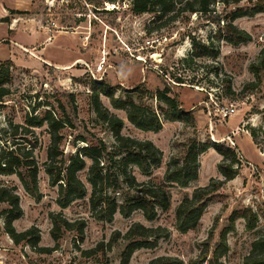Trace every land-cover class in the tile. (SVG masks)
<instances>
[{
    "label": "rangeland",
    "instance_id": "rangeland-1",
    "mask_svg": "<svg viewBox=\"0 0 264 264\" xmlns=\"http://www.w3.org/2000/svg\"><path fill=\"white\" fill-rule=\"evenodd\" d=\"M192 1L181 0L167 14L157 8V13L136 15L133 0H0V63H11L3 71L9 77L5 85L9 94L0 99V155L10 148L31 150L42 197L37 201L27 194L16 173L0 175V187L15 188L19 195L23 216L14 222L16 231L36 227L41 236L38 247L48 249L40 252L26 243L16 245L5 232L4 213L9 207L0 204V264H121L124 242H115L113 237L125 235L135 224L166 228L170 236L153 249L135 252L131 264H149L158 258L191 264L200 259L206 245L215 249L234 211L250 207L259 216L257 228L249 232L244 220L237 221L223 258L225 264H244L253 242L264 236V76L260 81L250 69L264 51V13L234 18L238 7L251 6L246 0L238 6L234 0H228L229 4L216 0L208 15L181 11ZM230 23L251 41L234 46L217 40L216 33L222 30L224 34ZM194 42H212L218 54L191 62ZM102 83L115 88V96L122 101L131 97L160 116L159 133L141 131L128 121L125 111L116 110L101 96L103 107L124 122L122 136L150 141L163 153L160 167L150 176L130 168L139 183L162 185L171 160L183 158L192 141L211 146L199 157L197 181L187 188L167 185L170 210H158L153 222L140 211L130 218L117 213L111 223L96 220L88 169L79 174L86 197L62 209L58 189L51 187L45 172L49 127L31 128V133L21 128L27 127V116L44 118L49 110L62 118L63 103L74 123V128L63 131L66 155L87 146L76 141L81 136L102 140L111 150L116 140L92 101L93 86ZM166 89L191 117L185 116L183 122L163 118L161 110L167 107L154 95ZM69 95L74 97L75 113L68 104ZM220 104L234 106L236 114L222 121L214 115ZM217 144L234 149L240 161L239 175L232 181L226 182L218 170L223 158L212 148ZM87 162L90 167L92 162ZM211 180L226 183L206 209L199 228L181 234L176 228L178 207ZM118 200L121 203L120 196ZM57 214L74 225L85 223L83 239L72 230L54 240L51 216Z\"/></svg>",
    "mask_w": 264,
    "mask_h": 264
},
{
    "label": "trees",
    "instance_id": "trees-1",
    "mask_svg": "<svg viewBox=\"0 0 264 264\" xmlns=\"http://www.w3.org/2000/svg\"><path fill=\"white\" fill-rule=\"evenodd\" d=\"M215 1L193 0L185 3L184 9L181 11L208 15L211 13L210 6ZM234 1L235 6L240 4V0ZM246 1L251 6L246 9L238 7L234 18H252L264 13V0ZM179 2L181 0H133L132 11L136 15H142L157 13L158 8L162 14H167L173 12L175 5ZM224 4H229V1L224 0ZM225 30L224 34L222 30L216 33L215 38L219 41L224 39L234 46L251 41V37L246 32L240 31L231 23L225 27ZM217 54L212 42L208 44L194 42L191 62L194 58H215ZM10 66V61L4 64L0 63V99L9 94L5 88V85L9 83V77L3 71H7ZM250 69L254 76L261 81L264 76V51L261 52L259 62L252 64ZM115 92V88L102 83L93 86L92 94L97 116L105 122L107 129L116 140V144L111 150L102 140L94 141L81 136L76 141L86 143L87 146L73 155H66L62 150V142L65 139L63 131L67 128H74V123L63 103L60 105L62 118L56 117L53 111L49 110L45 112L44 118L27 116V127L21 128L31 133V128H41L44 124L49 127L51 143L47 152L48 161L45 163V172L49 176L51 187L58 189V204L62 209H66L75 200L86 197L87 189L80 180L79 174L88 169V182L92 187L90 204L95 212L96 220L111 223L117 213L124 218H130L133 213L140 211L147 221L153 222L158 218V210L164 212L170 210V194L166 191L167 185L187 188L192 182L197 181L200 170L199 157L211 146L192 141L187 146L183 158L171 160L162 185L139 183L130 172V168L137 167L143 175L150 176L153 169L160 167L163 153L150 141H138L122 136L124 122L103 107L101 96L108 98L116 110L125 111L128 121L141 131L159 133L162 130L161 119L144 104L135 103L131 97L122 101L115 96ZM154 97L166 105L167 109L161 110L166 121L183 122L186 120L185 116L191 117L190 112L186 113L179 109L178 101L175 97L170 96L169 89L158 90ZM68 100V104L72 107V113H75L73 95H69ZM15 129L17 132L19 127H15ZM21 148H10L11 150L2 152L0 175L16 173L27 194L39 201L42 195L39 192L38 166L32 159V151ZM212 148L223 158L218 165V170L226 182L235 179L239 175L240 169V161H238L235 150L218 144ZM106 157H108V161L107 164H104L103 161ZM87 161L92 162L90 167H88ZM226 182L211 180L209 186L196 189L192 198L184 199L176 212V228L181 234H187L199 228L203 214ZM118 196L122 199L121 203H119ZM0 204H7L9 207L4 213L6 215L5 232L13 242L16 245L26 243L34 250L46 252L48 249L38 247L41 236L36 227L22 233H18L14 228V222L23 216L20 198L15 192V188L0 187ZM51 219L53 222L51 233L54 240L58 241L64 231L72 230H77L80 238L83 239L85 223L71 224L60 214L52 215ZM239 220H244L245 228L249 232L254 231L259 224V216L252 208L247 207L234 211L228 219V225L221 231L215 249L211 251V244L206 243L208 246L205 244L206 249L200 259L191 264H225L223 258L229 251L228 236L236 232V223ZM169 236L170 232L166 228H146L135 224L125 235L115 234L113 240L118 242L121 239L124 242V249L120 255L121 264H131L135 252L144 248L153 249L161 240ZM210 252L212 255L208 259ZM149 264H179V262L170 258H158ZM244 264H264V236L253 242Z\"/></svg>",
    "mask_w": 264,
    "mask_h": 264
},
{
    "label": "built area",
    "instance_id": "built-area-1",
    "mask_svg": "<svg viewBox=\"0 0 264 264\" xmlns=\"http://www.w3.org/2000/svg\"><path fill=\"white\" fill-rule=\"evenodd\" d=\"M236 114V109L234 106L227 105H217L215 110V116L221 118L222 121L233 117Z\"/></svg>",
    "mask_w": 264,
    "mask_h": 264
}]
</instances>
